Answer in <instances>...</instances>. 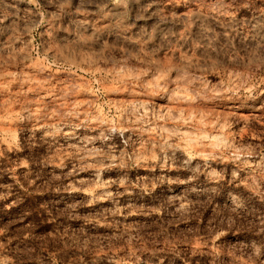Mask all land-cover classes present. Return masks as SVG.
<instances>
[{
  "label": "rangeland",
  "instance_id": "374dc122",
  "mask_svg": "<svg viewBox=\"0 0 264 264\" xmlns=\"http://www.w3.org/2000/svg\"><path fill=\"white\" fill-rule=\"evenodd\" d=\"M0 264H264V0H0Z\"/></svg>",
  "mask_w": 264,
  "mask_h": 264
},
{
  "label": "bare ground",
  "instance_id": "6f19581e",
  "mask_svg": "<svg viewBox=\"0 0 264 264\" xmlns=\"http://www.w3.org/2000/svg\"><path fill=\"white\" fill-rule=\"evenodd\" d=\"M216 6H217V5H216ZM218 6H219V5H218ZM218 6H217V7H218ZM214 8H215V7H214ZM218 8H219V7H218ZM220 8H222V7H220ZM220 8H219V9H220ZM225 9H226V8H225ZM154 10H155V9H154ZM216 10H217V9H216ZM219 11H220V10H219ZM221 11H222V10H221ZM213 12H214V11H213ZM215 12H216V11H215ZM217 12H218V11H217ZM193 13H195V12H193ZM204 13H205V12H204ZM220 13H221V12H220ZM206 14H208V13H206ZM210 14H211V13H210ZM210 14H208V15H210ZM208 15H207V16H208ZM212 15H213V14H212ZM212 15H211V16H212ZM200 17H202V16H200ZM209 17H210V16H209ZM209 17H208V18H209ZM194 18H197V17H194ZM208 18H207V19H208ZM191 19H192V18H191ZM210 19H211V18H210ZM198 20H199V19H198ZM257 38H259V37H257ZM37 69H38V68L36 67V71H38ZM30 70H31V69H30ZM30 70H27V72L30 71ZM36 71H34V72H36ZM39 71H40V69H39ZM30 72H31V71H30ZM22 74H23V73H22ZM27 74H28V73H27ZM20 75H21V74H20ZM20 75H19V76H20ZM28 75H29V74H28ZM28 75H27V76H28ZM27 76H26V79L28 78ZM20 77L23 78V77H25V76L22 75V76H20ZM29 77H31V76H29ZM23 79H25V78H23ZM134 79H135V78H134ZM140 80H141V79H140ZM130 81H131V80H130ZM195 85H196V84H195ZM198 85H199V84H198ZM172 86H173V85H172ZM172 86H170V87H172ZM146 87H147V86H146ZM173 87H174V86H173ZM176 87H177V86H176ZM143 89H144V88H143ZM146 89H149V90H150V88H145L144 91L142 90L143 92H137V91H134L135 93H132V92L130 91V93H131V94H130V97H131L132 101H133V100H134V101H137L138 105L143 106V105L145 104V102H148V99H149V100H150V99H151V100L154 99V95H153L151 92H149L148 90H146ZM152 89H153V88H152ZM161 89H162V88H161ZM179 89H180V87H179ZM196 89H197V87H196ZM202 89L204 90L203 86H202L201 90H202ZM207 89H208V88H207ZM130 90H132V89H130ZM138 90H140V89H138ZM153 90H154V89H153ZM153 90H152V91H153ZM157 90L159 91V89H157ZM157 90H156V91H157ZM175 90H178V89H175ZM175 90H174L173 92H176V93H177V91H175ZM182 90H183V89H182ZM182 90H181V91H182ZM203 90H202V91H203ZM208 90H209V89H208ZM132 91H133V90H132ZM140 91H141V90H140ZM156 91H155V92H156ZM170 91L172 92L171 88L168 87V89H167V88L165 89V87H164V91H163V94H162V95H163V96H166V95L169 96V94L171 93ZM197 91H199V89H197ZM38 92H39V91H38ZM153 92H154V91H153ZM159 92H160V91H159ZM159 92H158V93H159ZM161 92H162V91H161ZM173 92H172V94H173ZM179 92H180V90H179ZM179 92H178V93H179ZM200 92H201V91H200ZM208 92H210V91H208ZM212 92H213V91H212ZM212 92H211V93H212ZM214 92H215V91H214ZM39 93H40V92H39ZM41 93H42V92H41ZM41 93H40V94H41ZM158 93H157V94H158ZM168 93H169V94H168ZM176 93H175V94H176ZM203 93H204V92H203ZM203 93H202V94H203ZM43 94H44V93H43ZM126 94H127V92H126ZM157 94H156V96H157ZM159 94H160V93H159ZM159 94H158V95H159ZM172 94H170V96H169L170 98H172V97H171ZM175 94H174V95H175ZM181 94H182V92H181ZM183 94H184V93H183ZM205 94H209V93H206V92H205ZM214 94H215V93H214ZM214 94H210V96L208 95V97H211V95H213V96H215V98H216V95H214ZM218 94H219V93H218ZM222 94H223V93H222ZM224 94H225V93H224ZM224 94H223V95H224ZM52 95H53V94H52ZM52 95H51V96H52ZM176 95H179V94H176ZM219 95H221V94H219ZM226 95H227V94H226ZM41 96H43V95H41ZM41 96H40V97H41ZM53 96H54V97H53ZM53 96H52V97L56 99V96H55V95H53ZM127 96H128V95H127ZM188 96H189V95H188ZM213 96H212V97H213ZM217 96H218V95H217ZM38 97H39V95H38ZM44 97H45V96H44ZM44 97H43V98H44ZM48 97H49V96H48ZM48 97H47V98H48ZM175 97L178 98L177 96H175ZM175 97H174V98H175ZM41 98H42V97H41ZM50 98H51V97H50ZM53 98H52V99H53ZM159 98H161V95H160ZM174 98H173V99H174ZM180 98H181V101L183 102V104H184V102H185L186 105H187V104H188L187 102L189 101V99H190L191 97L188 99V97H186V96L183 95V96H181ZM39 99H40V98H39ZM45 99H46V98H45ZM52 99H51V100H52ZM58 99H59V98H57V100H58ZM145 99H146V101H144ZM168 99H169V98H168ZM173 99H172V100H173ZM212 99H213V98H212ZM41 100H43V99H41ZM47 100L50 101V99H47ZM47 100H46V101H47ZM129 100H130V99H129ZM151 100H150V101H151ZM49 101H48V102H49ZM143 101H144V104H142ZM162 101H163V99H162ZM170 101H171V100H170ZM174 101L176 102V101H178V100L174 99ZM191 101H193V98L191 99ZM42 102H43V101H42ZM44 102H45V101H44ZM53 102H54V99H53ZM55 102H57V101L55 100ZM151 102H152V101H151ZM163 102H164V101H163ZM39 103H40V101H39ZM137 103H135V105H137ZM155 103H157V102H155ZM190 103H192V102H189L188 107H185V109H186V108L189 109V108L191 107V106L189 107V105H191ZM36 104H37V103H36ZM45 104H46V103H45ZM163 104H166V105H167L168 103H167V101H165ZM171 104H172V103H171ZM174 104H175V103H174ZM179 104H180V103H179ZM181 104H182V103H181ZM183 104H182V105H183ZM30 105H31V104H30ZM71 105H72V104H71ZM71 105H68V106L71 107ZM132 105H133V104H132ZM135 105H134V108H135V107H139V106H135ZM147 105H148V103L146 104V106H147ZM159 105H160V103H159ZM161 105H162V103H161ZM161 105H160V106H161ZM166 105H165V106H166ZM168 105H169V104H168ZM176 105L178 106V104H176ZM182 105H181V106H182ZM186 105H184V106H186ZM35 106H36V105H35ZM37 106H38V105H37ZM72 106H73V105H72ZM129 106H130V105H129ZM144 106H145V105H144ZM163 106H164V105H163ZM165 106H164V107H165ZM179 106H180V105H179ZM29 107H30V106H29ZM29 107H28V110H29ZM147 107H148V106H147ZM149 107H150V106H149ZM232 107H233V106H232ZM36 108H37V107H36ZM132 108H133V106H132ZM139 108H141V107H139ZM143 108H144V107H143ZM165 108H166V107H165ZM183 108H184V107H183ZM25 109H27V108H25ZM31 109H32V108H31ZM75 109L77 110V108H74V110H75ZM135 109H136V108H135ZM146 109L148 110L149 108H146ZM181 109H182V108H181ZM185 109H184V110H185ZM190 109H191V108H190ZM33 110H34V109H33ZM36 110H37V109H36ZM38 110H39V109H38ZM67 110H69V108H68V109H67V108L65 109L66 112H67ZM76 110H75V111H76ZM78 110H79V111H82L81 109H78ZM130 110H132V109H130ZM137 110H138V109H137ZM141 110H142V109H141ZM147 110H145V111H147ZM182 110H183V109H182ZM191 110H192V109H191ZM194 110H195V109H194ZM40 111H41V114H42V113H43L42 110H40ZM70 111H71V109H70ZM70 111H69V112H70ZM83 111H84V110H83ZM83 111H82V112H83ZM133 111L137 112L136 110H133ZM143 111H144V109H143ZM152 111H153V109H151V111H148V113H147V112H145V113H146L147 115L149 114V112H151L150 114H152V113L154 114V112H152ZM189 111H190V110H189ZM27 112H28V111H27ZM35 112H38V111H35ZM72 112H73V110H72ZM84 112H85V111H84ZM84 112H83V113H84ZM129 112H130V111H129ZM131 112H132V111H131ZM140 112H142V111H140ZM160 112H161V111H160ZM190 112H191V111H190ZM192 112H193V110H192ZM25 113H26V112H25ZM29 113H31V112H28L27 114H29ZM32 113H34V111H33ZM70 113H71V112H70ZM73 113H74V112H73ZM80 113H81V112H80ZM198 113H199V112H198ZM74 114H75V113H74ZM74 114H73V115H74ZM76 114H77V113H76ZM78 114H79V113H78ZM86 114H88V113H86ZM86 114H85V116H86ZM126 114H127V113H126ZM139 114H141V113H139ZM139 114L136 113V115H138V116H139ZM143 114H144V113L142 112V115H143ZM188 114H189V113H188ZM191 114H192V113H190L188 116H190ZM193 114H194V113H193ZM33 115H34V114H33ZM37 115H38V113H37ZM80 115H83V114H80ZM89 115H90L89 117L87 116L88 118L91 117V114H89ZM127 115H128V114H127ZM127 115H125V117H126ZM134 115H135V114H134ZM134 115H133V117H134ZM159 115H161V114H159ZM195 115L197 116V115H199V114H196V113H195ZM46 116H47V115H46ZM69 116H70V115H69ZM128 116H130V113H129ZM131 116H132V115H131ZM151 116H152V115H151ZM156 116H157V113H156ZM191 116L194 117V115H191ZM191 116H190V117H191ZM201 116H202V115H201ZM34 117H35V116H34ZM34 117H33V118H34ZM76 117H77V116H75V118H76ZM87 117H82V116H80L79 118H87ZM125 117H124V119H125ZM135 117H136V116H135ZM147 117H150V116H147ZM158 117H159V119L161 118L160 116H158ZM37 118H39V116H38ZM37 118H36V119H37ZM40 118H41V117H40ZM73 118H74V117H73ZM136 118L139 119L140 117H136ZM143 118H144V117H143ZM191 118H192V117H191ZM196 118H198V120L200 119L199 117H195L194 119L196 120ZM58 119H59V118H58ZM141 119H142V116H141ZM146 119H147V118H146ZM149 119H150V118H149ZM187 119H188V118H187ZM194 119H193V121H194ZM205 119H206V118H205ZM51 120H52V118H51ZM55 120H57V119L55 118L54 121H55ZM76 120H77V119H76ZM80 120H81V119H79V121H80ZM82 120H83V119H82ZM89 120H91V118H90ZM89 120H88V122H90ZM132 120H133V119H132ZM147 120H148V119H147ZM150 120H151V119H150ZM150 120H149V121H150ZM157 120H158V119H157ZM157 120H156V121H157ZM160 120H161V119H160ZM168 120H169V119H168ZM203 120H204V119H202L201 122H203ZM46 121H47V120H46ZM49 121H50V120H49ZM72 121H73V119H72ZM72 121H71V122H72ZM84 121H85V120H84ZM122 121H124V120H122ZM125 121H126V120H125ZM125 121H124V122H125ZM141 121H142V120H140V121L137 123V119H136V121H134L135 124L133 123V124H132V127H134V128L138 127V126L140 125L139 123H140ZM143 121H144V120H143ZM151 121H152V120H151ZM154 121H155V119H154ZM162 121L165 122L166 120H163V119H162ZM162 121H161V122H162ZM199 121H200V120H199ZM204 121H205V120H204ZM37 122H38V121H37ZM56 122H57V121H56ZM58 122H59V121H58ZM81 122H82V121H81ZM101 122H102V121H101ZM145 122H146V120H145ZM145 122H144V123H145ZM159 122H160V121H159ZM161 122H160V123H161ZM182 122H184V119L182 120ZM201 122H198V123L200 124ZM214 122H215V121H214ZM32 123H33V121H32ZM52 123H53V122H52ZM82 123H83V122H82ZM82 123H81V124H82ZM86 123H87V122H86ZM86 123H85V124H86ZM96 123H97V122H96ZM102 123H103V122H102ZM126 123H128V121H127ZM130 123H132V122L130 121ZM130 123H129L128 125L131 126ZM136 123H137V124H136ZM142 123H143V122H142ZM147 123H148V121L146 122V125H147ZM156 123H157V122H156ZM160 123H158V124H159L158 127H161ZM208 123H209V122H208ZM34 124H35V122H34ZM34 124L32 125V128H33V126L35 127ZM37 124H38V123H37ZM37 124H36V125H37ZM77 124H78V123H77ZM98 124H100V121H99ZM121 124H122V123H121ZM151 124H153V123H151ZM154 124H155V122H154ZM179 124H180V123H179ZM199 124H198V125H199ZM211 124H212V123H211ZM215 124H216V122H215ZM100 125H101V124H100ZM108 125H109V124H108ZM122 125H124V124H122ZM125 125H126V124H125ZM128 125H127V126H128ZM143 125H145V124H143ZM148 125H149V124H148ZM166 125H168V124L166 123L165 126L162 125L163 128H162V127H161V128L164 129V128L166 127ZM182 125H183V124H182ZM201 125H203V123H201ZM205 125H206V124H205ZM213 125H214V124H213ZM217 125H218V124H217ZM38 126H39V124H38ZM77 126H79V124H78ZM98 126H99V125H98ZM102 126H105V125L102 124ZM120 126H121V125H120ZM127 126H126V127H127ZM130 126H129V127H130ZM153 126H154V125H153ZM153 126H151V127H153ZM155 126H156V125H155ZM199 126H200V125H199ZM215 126H216V125H215ZM219 126H220V125H219ZM106 127H107V126H106ZM108 127H109V126H108ZM126 127H124L123 129H125ZM139 127H140V126H139ZM142 127H143V126H142ZM149 127H150V126H149ZM156 127H157V126H156ZM209 127H210V126H209ZM209 127H208V128H209ZM213 127H214V126H212L211 128H213ZM220 127H221V126H220ZM41 128H42V127H41ZM74 128H75V125H74ZM74 128H73V130H74ZM101 128H102V127H101ZM140 128H141V127H140ZM203 128H204V127H203ZM203 128H202V129H203ZM216 128L218 129V127H216ZM216 128H215V129H216ZM34 129H35V128H34ZM38 129H39V128H38ZM106 129H107V128H106ZM128 129H129V128H128ZM130 129H131V128H130ZM148 129H150V128H148ZM153 129H154V127H153ZM153 129H152V130H153ZM157 129H158V128H157ZM41 130L44 131L45 129H44V130L41 129ZM68 130H69V128H68ZM73 130H72V131H73ZM140 130H142V129H140ZM145 130H147V129H145ZM154 130H155V129H154ZM154 130H153V131H154ZM158 130H159V129H158ZM39 131H40V130H39ZM45 131H46V130H45ZM66 131H67V130H66ZM129 131H130V130H129ZM131 131H134V130H131ZM135 131H136V130H135ZM165 131H166V130H165ZM214 131H215V130H214ZM69 132H70V131H69ZM69 132L67 133L68 135L70 134ZM73 132H74V131H73ZM127 132H128V131H127ZM138 132H139V129H138ZM140 132H141V131H140ZM140 132H139V133H140ZM142 132H143V131H142ZM142 132H141V133H142ZM146 132H148V131H146ZM156 132H157V130H156ZM163 132H164V131H163ZM202 132H203V131H202ZM45 133H46V132H45ZM136 133H137V132H135V134H136ZM151 133H153V132H151ZM42 134H43V132H42ZM63 134H64V133H63ZM142 134H143V133H142ZM154 134H155V133H154ZM160 134H161V131H160ZM43 135H44V134H43ZM65 135H66V133H65ZM73 135H75V134L73 133ZM139 135H140V134H139ZM145 135H146V134H145ZM147 135H149V134H147ZM151 135H152V134H151ZM158 135H159V134H156V136H158ZM161 135H162V134H161ZM161 135H160V137H163V136H161ZM200 135H202V136H199V137H200V138H201V137H204L203 139H204V141H205V137H207V134H206L205 136H203V133L200 134ZM69 136H70V135H69ZM69 136H68V137H69ZM154 136H155V135H154ZM164 136H165V135H164ZM209 136H210V135H209ZM65 137H67V136H65ZM68 137H67V138H68ZM150 137H152V136H150ZM213 137L216 138L217 136H213ZM156 138H157V137H156ZM214 138H213V139H214ZM195 139H196V138H195ZM154 140H155V138H154ZM157 140H158V139H157ZM215 140L217 141L218 139L216 138ZM198 141H199V140H198ZM206 141H207V140H206ZM159 142H160V141H159ZM202 142H203V140H202ZM157 143H158V142H157ZM161 143H163V141L160 142L159 145H161ZM198 143H199V142H198ZM200 143H201V142H200ZM203 143H205V142H203ZM210 143H211V142H210ZM213 143H214V140H212V144H213ZM215 143H216V142H215ZM208 144H209V142H207V145H208ZM207 145H206V146H207ZM210 146H211V145H210Z\"/></svg>",
  "mask_w": 264,
  "mask_h": 264
}]
</instances>
